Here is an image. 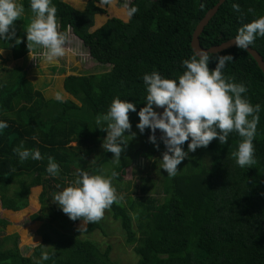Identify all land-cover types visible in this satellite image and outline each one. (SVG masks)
<instances>
[{"label": "trees", "instance_id": "obj_1", "mask_svg": "<svg viewBox=\"0 0 264 264\" xmlns=\"http://www.w3.org/2000/svg\"><path fill=\"white\" fill-rule=\"evenodd\" d=\"M218 2L132 0L129 5L138 12L130 20L109 17L93 30L95 17L107 14L110 4L88 0L85 9L78 10L64 0H52L60 30L72 32L91 57L109 70L65 77L63 88L70 97L59 101L36 89L25 69L3 68L0 121L8 127L0 130V204L3 210L17 213L31 205V190L41 189L39 204L27 222L48 221L53 235L41 231L43 242L26 250L32 251L29 255L19 247L18 234L0 235V264H122L112 260V246L103 251L92 239L98 231L106 235L103 225L77 228L83 221L70 220L54 196L78 178L79 169L90 174L102 169L108 176L118 172L113 185L119 183L114 187L120 190L127 170L138 159L148 163L157 155L162 157L166 149L160 139L157 150L148 140L151 130L141 134L136 127L138 112L146 106L143 76L155 70L178 81L186 70L183 61L194 54L191 43L196 27ZM17 3L33 13L30 0ZM234 3L240 5V12L233 10ZM249 8L254 12L249 13ZM260 16H264V0H226L202 33L201 46L208 49L234 39L241 26ZM8 47L14 60L25 58L31 51L26 31L18 33ZM250 47L264 59V37L258 36ZM218 54L233 57L223 74L243 83L247 92L242 95L261 106L253 141L257 162L251 168L237 164L232 154L242 138L233 132L226 144L216 139L207 148L189 153L175 176L165 174L161 182L152 174L142 177L134 197L126 195L108 209L113 221L120 223L127 244L133 246L137 264H264V73L247 50L232 48ZM218 54H210V69L215 68ZM117 97L136 105L129 116L131 132L139 137L134 144L131 133H125L129 144L119 165L102 147L107 132L99 128H106V123H96ZM21 142L24 149H39L43 158L22 162L13 151ZM75 142L77 146H72ZM183 148L188 151L187 142ZM205 154L207 160L202 159ZM49 156L60 166L56 176L46 171ZM89 158L95 163L90 164ZM10 224L0 217V231ZM44 252L51 258L43 260Z\"/></svg>", "mask_w": 264, "mask_h": 264}, {"label": "clouds", "instance_id": "obj_2", "mask_svg": "<svg viewBox=\"0 0 264 264\" xmlns=\"http://www.w3.org/2000/svg\"><path fill=\"white\" fill-rule=\"evenodd\" d=\"M111 3L112 0H101L102 6ZM30 6L35 18L26 31L27 48L39 46L46 50L43 55L49 63L56 62L66 55L67 41V32L60 30L57 8L52 0H30ZM124 7L129 20L138 12V8L130 6L127 0ZM232 8L236 12L241 11L239 4L234 3ZM23 12V5L16 0H0V39L8 41L16 37L14 21L19 20ZM248 12L253 13L254 9L249 8ZM258 36L264 37V16L241 26L233 42L238 48L247 50ZM17 41L21 43V40ZM232 60L231 55L218 54L215 68L210 69V53L201 51L183 61L186 70L178 77V81L164 78L155 70L143 76L147 85L146 106L138 112L139 123L136 127L141 134L145 129L151 130L149 142L157 150L159 143L156 132L159 130L162 133L159 139L166 149L162 153V162L167 175L175 176L178 165L188 158L189 153L198 148H207L213 140L218 139L221 145L228 143L229 135L233 132L242 138L238 150L232 154L237 164L241 168H251L257 162L253 141L261 106L252 105L242 95L247 92L243 83H235L234 77H225L223 74L226 64ZM55 98L63 100L60 93ZM130 112H136V105L117 97L106 114L96 117L97 125H107L106 128H99L107 132L102 147L113 154L112 162L117 165L129 144L124 139L125 133H131L132 138L136 136V133L131 132ZM7 127V122L0 121V130ZM189 140L186 152L183 146ZM13 151L22 162L29 157L33 160L43 158L39 149H24L23 142ZM59 170V164L49 156L46 171L56 176ZM98 171L99 174H90L79 169L78 178L55 194V203L70 220H81L84 225L99 222L106 210L123 200V195L118 194L113 185L119 173L113 170L108 176L102 169ZM50 258L47 252L42 253L43 260Z\"/></svg>", "mask_w": 264, "mask_h": 264}, {"label": "rangeland", "instance_id": "obj_3", "mask_svg": "<svg viewBox=\"0 0 264 264\" xmlns=\"http://www.w3.org/2000/svg\"><path fill=\"white\" fill-rule=\"evenodd\" d=\"M17 1L18 0H16V2ZM64 1L72 5L78 10H84L88 2V0H64ZM127 2L129 3L131 2V0H127ZM113 3L115 4V6ZM109 17H118L120 19L127 20L128 17H127L126 9L124 5L120 4V0H116V1L114 0L108 6L107 14L97 15L95 17V26L93 30L100 28L102 25H104L107 22ZM34 18H35V14H33L30 11H27L24 8V12L19 18V20L14 21L16 35L24 31L23 29L24 23L26 24V28H28V26L30 25V23L32 22ZM69 36H73V38L71 39ZM67 37H69L70 40H68L67 38L66 45L72 42L71 46L73 47V51L74 50L78 51L77 49L79 48L76 47V44L78 43L79 45H82V42L80 41V39H78L75 35H73L72 32H70V34ZM12 40L7 41V40L0 39V47L4 46L3 48H5L7 42H9L10 44ZM33 46L35 48L33 50V54H31L30 57L26 58V60L32 63V66L30 68L32 72L29 73L27 78L31 80V82L34 84L36 89H40L41 91H43L45 97L48 99H56L55 97L57 93H60L62 95L63 100L70 97L68 94L67 95L65 94L63 83H62V81L64 80L66 76L62 74V72L64 73L63 70L65 67H67L66 74L68 75L69 74L70 75L71 74H81V75L82 74H101L109 70L107 66L98 64L95 60L91 59V56H89V54L86 52L85 49L84 51H82L83 48H81V50L79 51L80 55L82 56L81 62L83 66H81V62L74 64V67L73 65H71L72 63H67L65 66V61L63 58L64 62L61 61L63 62L62 66L60 65V67H57V70H56L54 69L55 68L54 65L56 63H47L48 61L43 55L44 51L46 50L36 45H33ZM9 51H10V48H9ZM12 58H13L12 55L8 54V52L0 51V77L4 75V72H2L3 68L10 69L11 67H13L12 69H14L15 68V66L13 65L14 62L16 63V65H20L21 63H23V60L22 61L14 60L13 62ZM60 59L61 58H59L58 60L60 61ZM45 65L49 66L50 70L44 67ZM58 70L59 71L61 70L62 72H61V75L57 76V74L59 73ZM162 111L163 109H159L158 112H162ZM161 135L162 133L159 130H157L156 132L157 139H159ZM136 137L137 136H135V138L131 137L132 140H130L134 144L138 143L137 141L139 137L137 139ZM148 140H149V137H148ZM189 142L190 140L187 143ZM71 145L77 146V143L75 142V143H72ZM202 159L207 160L208 155L205 154ZM142 161L144 160L138 159V161H136L135 164L127 170V173L123 178H124L125 183L131 182L130 184L131 186L128 187L124 183V186H121L122 189L117 190L118 194L123 195V197H125L126 195H132L134 197L135 191L138 190L139 192V189L142 186V181H141L142 177L148 176V174H152L154 175V177H156L157 181L161 182L164 175L167 174V172L163 170L162 157L157 155V157L154 158L153 160H149V161L146 160L148 161V163L147 162L141 163ZM89 163L90 164L95 163V160H93V158L91 159L89 158ZM179 167H181V165H178V168ZM160 171H162L163 173L157 174ZM118 185L119 183L116 185L114 184V186H118ZM40 192H41V189H37V188L32 189L29 195V202L31 205L27 208L22 209L21 211L17 213L3 210L0 204V217H5L11 222V224L7 226L5 229H1L0 235L18 234L20 237L19 247H21L24 253L28 255L31 254L32 251L27 252L26 250H28L29 248L33 249L34 247H36L37 245L43 242L42 235L40 233L41 231H46L53 235L51 229L48 226L49 225L48 221H45L44 223L43 222H36V223L27 222L28 217H30V215L33 213L32 208L36 207V205L39 204L38 198H39ZM99 223L103 225V229L105 230L106 235L98 231L96 234L92 236V239L98 244L100 249L104 251L109 246H112L111 258L113 261L122 263V264H137L139 261V258L134 253L133 246L127 244L126 238L124 237L122 233L120 223L117 221H113V218L109 214L108 210L105 211V214L103 218L99 221ZM86 225L87 224L84 225V223L82 222V223L77 224V228L84 230L86 228ZM54 226L57 227L56 225ZM81 237H85V236L81 233Z\"/></svg>", "mask_w": 264, "mask_h": 264}, {"label": "water", "instance_id": "obj_4", "mask_svg": "<svg viewBox=\"0 0 264 264\" xmlns=\"http://www.w3.org/2000/svg\"><path fill=\"white\" fill-rule=\"evenodd\" d=\"M225 2H226V0H219L218 4L215 5L212 9H210L207 12L205 17L200 21V23L196 27V29L194 31V34H193L192 43H191V46H192V49H193L194 53H199L201 51H205V52H208L210 54H218V53H221V52H223L225 50H229V49H232V48H238L234 44L233 39H231V40H229V41H227L225 43H222L220 45L213 46V47L208 48V49L203 48L201 46V43H200V37H201L202 33L204 32L205 28L209 25L210 21L218 13L220 7ZM247 51L256 60V62L258 63L259 68L264 73V59H263V57L259 54V52L257 50L253 49L250 46L247 49Z\"/></svg>", "mask_w": 264, "mask_h": 264}, {"label": "crops", "instance_id": "obj_5", "mask_svg": "<svg viewBox=\"0 0 264 264\" xmlns=\"http://www.w3.org/2000/svg\"><path fill=\"white\" fill-rule=\"evenodd\" d=\"M116 1V0H115ZM132 1V0H131ZM115 3V2H114ZM113 3V4H114ZM120 4L121 5H124L125 4V1H123V0H120ZM114 6H115V4H114ZM118 6V5H117ZM126 9V8H125ZM124 20V19H123ZM127 20H128V18H127ZM126 20V21H127ZM24 31H27V28H26V24L24 23ZM70 34V32H68L67 33V36ZM71 39L73 38V36H69ZM69 37H67L68 38V40H70L69 39ZM14 39V38H13ZM79 39V38H78ZM81 41V40H80ZM82 42V41H81ZM69 43H70V41H69ZM72 43V42H71ZM71 43L70 44H68V45H65V48H66V55L64 56V57H61V59H60V61L59 60H57L56 62H53V63H56L54 66H55V68L54 69H56L57 70V67H60V65L62 66V64H63V62L65 61V66H66V64L67 63H72L71 65H73V67H74V64H77V63H79V62H81L82 60V56L80 55V50H81V48H83L82 49V51H84V49L86 50V52L89 54V50L84 46V43L82 42V45H79L78 43L76 44V47L77 48H79V49H77L78 51H73V47L71 46ZM8 45H9V42H7V44H6V46H5V48H3V47H0V51H4V52H8V54H11L12 52H11V49H10V51H9V47H8ZM33 48V49H32ZM35 48H34V46H32L31 47V51H30V53L25 57V58H22V59H19L20 61H22L23 60V63H21L20 65H16V63L14 62V59L12 58V60H13V62H14V66H15V68H23V69H25L26 71H27V77H28V75H29V73L30 72H32L31 70H30V68H31V66H32V63H30L28 60H26V58L27 57H30L31 56V54H33V50H34ZM71 50V51H69V50ZM10 52V53H9ZM89 56H90V54H89ZM80 57V58H79ZM63 58H64V61H63ZM91 59H93L92 57H91ZM78 60V61H77ZM94 60V59H93ZM15 61H18V60H15ZM61 61H63V62H61ZM47 63H49V62H47ZM46 63V64H47ZM37 64V63H36ZM65 66H63V67H65ZM81 66H83L82 65V62H81ZM44 67H46L48 70H50V68H49V66H47V65H45ZM72 67V68H73ZM13 67H11L10 69H12ZM44 69V68H43ZM63 69V68H62ZM66 70H67V67H65L64 68V73L60 70H58L59 71V73L57 74V76L58 75H61V72H62V74L63 75H66L65 77H67V76H69L68 74H66ZM31 81V80H30ZM62 83H63V81H62ZM65 94L67 95V93L65 92Z\"/></svg>", "mask_w": 264, "mask_h": 264}]
</instances>
